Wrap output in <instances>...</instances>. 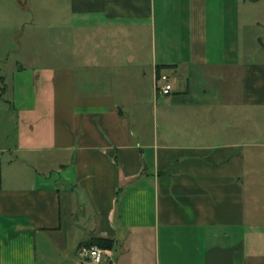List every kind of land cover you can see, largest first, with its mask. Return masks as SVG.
Listing matches in <instances>:
<instances>
[{"label": "crops", "instance_id": "0c3cea01", "mask_svg": "<svg viewBox=\"0 0 264 264\" xmlns=\"http://www.w3.org/2000/svg\"><path fill=\"white\" fill-rule=\"evenodd\" d=\"M45 2L0 0V84L12 92L0 106L17 120V148L6 137L0 154L29 165L2 173L0 264H95L80 255L93 238L114 241L100 264H264L248 207L264 180V57H239L243 0H53L68 26L47 66ZM77 18L147 35L150 70L117 79L88 33L79 43ZM161 66L171 96L157 90ZM144 92L149 110L132 101Z\"/></svg>", "mask_w": 264, "mask_h": 264}, {"label": "rangeland", "instance_id": "374dc122", "mask_svg": "<svg viewBox=\"0 0 264 264\" xmlns=\"http://www.w3.org/2000/svg\"><path fill=\"white\" fill-rule=\"evenodd\" d=\"M239 18V27H238V43L237 49L240 58L245 60H251L256 58L264 57V0H243ZM240 5V4H239ZM42 11L43 14L40 16L39 19L35 20L36 25L40 30L39 40L41 44V62L47 66L50 62H53V52H54V33L57 30L63 31V26H68L67 21L62 19V17L57 13L55 8V4L53 0H46L45 3L42 4ZM32 19V16L29 15ZM85 19L77 18L75 21L78 23V26H87V32L83 31L80 33L79 30V43H82V40L85 39L87 33L92 38V43L88 44L90 54L92 53L93 57L97 60H108L109 63L114 64V68L116 71V78H121V75L125 78H128V75L132 76L134 72H137L138 68L142 69V67L147 68V71L150 70L149 65L152 62H143L148 53V41L147 35L141 37L140 34L131 32V29L126 31L127 33H118L106 30L105 34L103 35L101 30L99 32H95V25H88L85 24ZM96 22H93V24ZM68 28V27H67ZM57 29V30H56ZM110 31V32H109ZM86 35V36H84ZM88 35V37H89ZM89 37V38H90ZM108 37V38H107ZM103 47H101L102 40ZM138 42H141L140 44ZM82 46L85 44H81ZM110 48L107 51V48ZM138 55V60L136 62H131V57L134 55ZM143 55V56H142ZM106 57V58H105ZM7 71L12 68H6ZM11 75V74H10ZM0 77H5L4 74H1ZM13 77V76H12ZM134 77V75H133ZM11 78V77H10ZM159 79V77H157ZM2 79L0 78V81ZM158 81V80H157ZM128 86H132V84H128ZM5 88L3 83L0 84V94L4 96V99L12 97V92L9 94L3 93L2 89ZM158 89V88H157ZM130 91H133L132 87L129 88ZM133 94V93H131ZM161 96V95H160ZM143 98L141 99H132V101L142 102L146 104V107L149 110V105L151 102V96H149L148 92H144ZM159 98V101H156V98ZM155 96V90L153 87V113L156 102L157 107L159 108V114L162 112V104L161 100L158 95ZM70 99L66 100L63 99L62 102V109L66 110L65 104L67 105L70 103ZM146 102V103H145ZM73 103V102H72ZM261 114V113H255ZM16 114L11 113V119L7 121V114L4 113V109L0 106V140L1 143L6 141L10 142V150L14 151L17 147V134H16ZM254 115V114H253ZM64 115L62 116L64 121ZM62 121V122H63ZM66 121V120H65ZM154 122V121H153ZM9 134V135H7ZM9 151L8 153L0 154V183L2 184V173L4 177L7 176L8 168L6 165H9L11 169L15 166L20 168H24L25 170L29 169V165L20 162L17 158L20 156L18 153H12ZM13 161V163L11 162ZM9 163V164H8ZM2 166V168H1ZM9 167V168H10ZM264 180H259V186H254L249 189L251 194L248 197V207L250 209V214L252 217L259 219L260 222V229L261 226L264 224V216L262 215L260 209H264ZM259 192V193H257ZM254 211V212H253ZM260 211V213L258 212ZM263 219V220H262ZM88 262V261H85Z\"/></svg>", "mask_w": 264, "mask_h": 264}, {"label": "built area", "instance_id": "2783aa9c", "mask_svg": "<svg viewBox=\"0 0 264 264\" xmlns=\"http://www.w3.org/2000/svg\"><path fill=\"white\" fill-rule=\"evenodd\" d=\"M157 88L159 94L163 96H171L176 90L174 81L168 74H161L159 76V79L157 81ZM80 255L84 258L85 261L100 264L103 261L107 260L110 256H112V252L111 250L104 249L95 245L82 248L80 251Z\"/></svg>", "mask_w": 264, "mask_h": 264}, {"label": "trees", "instance_id": "16d2710c", "mask_svg": "<svg viewBox=\"0 0 264 264\" xmlns=\"http://www.w3.org/2000/svg\"><path fill=\"white\" fill-rule=\"evenodd\" d=\"M164 67H170V66H161L159 67V76L161 75L160 71H162V69H164ZM3 93H5L6 91V85H5V88L2 89ZM2 96V94H1ZM99 246L101 248H104V249H108V250H111L114 246V241L113 240H110V239H105V238H93L91 239L90 241L86 242L84 244V246H87V247H91V246Z\"/></svg>", "mask_w": 264, "mask_h": 264}]
</instances>
